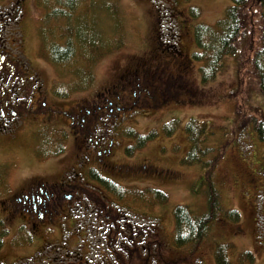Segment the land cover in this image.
I'll use <instances>...</instances> for the list:
<instances>
[{
    "label": "rangeland",
    "instance_id": "374dc122",
    "mask_svg": "<svg viewBox=\"0 0 264 264\" xmlns=\"http://www.w3.org/2000/svg\"><path fill=\"white\" fill-rule=\"evenodd\" d=\"M228 5L230 0H118L116 16L106 3L97 4L95 15L89 21L86 20L92 11L87 13L72 7L76 12L73 19H79L81 27L87 25L88 29H92L91 23L104 43L109 39L112 41V38L118 40L121 36L124 45L88 63L83 72L80 71V64L76 67L71 66L70 62L54 64L50 57L49 41L41 34L43 26L38 17L42 12L54 6L56 10L68 8L56 4L55 0H46L45 6L41 0L28 3L25 14L29 20H25V16L22 34L15 44L20 50L15 52L25 59L24 68L39 73L42 81L51 89L52 95L47 92L46 95L53 109L43 114L33 113L18 125L9 126L7 131H0V215L9 227H13L15 218L23 215L20 211L16 212L19 203L14 214L8 206L4 207L5 199L12 193L13 196L23 195L35 183L78 180V174L73 173L74 166L87 165L85 157L79 164L82 157L80 150L87 148L90 142L86 139L76 141L78 131L75 128L78 127L69 128L66 116L69 108L79 110L85 106L83 109L86 111L94 106H103L107 98L114 104H132L136 101L133 108L128 109L132 111L130 114L121 111L98 121V113L104 108H97V115H85L92 123L91 128L98 124L95 131L98 134L104 132L100 121L111 123L117 118L122 120L113 162L123 167L114 170L111 166H101V170L114 175L118 181L129 183L130 186H126L127 195L134 193L137 197L141 196V199L133 201L141 212L155 213L165 220L169 228H174V211L178 206H187L197 217L207 212L204 162L210 161L220 151L222 143L227 142L220 151L222 157L213 174L221 209L207 227L203 236L205 240L202 238L201 249L196 252L205 264H215L210 253L212 246L226 245V249H230L228 264L246 261L242 256L247 251L254 255L253 261L248 264H264V142L251 126L238 139L229 136L230 129L236 128L242 132L247 128L246 123L238 126L236 100L229 97L237 89L239 81L235 59L227 55L219 72L212 79L204 81L200 72L201 63L193 57L197 48L194 25L201 22L214 24L223 16ZM193 8L198 12L197 17L190 12ZM56 10L53 14H56ZM62 20V24L51 25L58 36L64 32L63 27L66 29L67 22ZM115 32H120V36L117 37ZM57 40L60 41V38ZM80 54L76 53V62L81 61ZM88 72L89 77L86 75ZM145 78L147 81L142 83ZM136 79L138 85L134 86ZM246 96L249 103L257 106L264 116V95L252 89ZM242 100L246 102V99ZM113 112L116 113L117 109ZM173 120H178L179 124L175 132L168 135L164 127ZM190 120L208 127L207 135H203L200 142L204 149L203 155H200L201 161L184 160L189 150L184 126ZM128 128L141 135L156 132V136L140 149L130 152L129 148L136 140L126 134ZM46 130L49 135L60 133L63 142L61 151H58L60 144L52 146L47 141ZM40 140L49 147L46 157L42 156ZM92 143L96 147V142ZM123 143L130 145L122 149ZM99 146L98 150L104 149V142L101 141ZM129 165L135 168H129ZM127 168L129 171L126 172ZM84 177L95 180L91 172L84 174ZM155 190L164 191L166 200L159 201L164 197H159ZM90 193L95 199L103 201L102 194L97 195L91 190ZM79 202L73 206L79 205ZM105 202H108L107 199ZM231 209L240 213L241 221L237 224L225 216ZM72 212L80 214L85 221L91 210L73 209ZM153 236L163 240L158 232H153ZM6 238L0 236V242H5ZM14 240L20 244L28 242L23 233H18ZM161 245L168 249L165 243ZM3 252L0 253V260L20 256L11 247Z\"/></svg>",
    "mask_w": 264,
    "mask_h": 264
},
{
    "label": "flooded vegetation",
    "instance_id": "af4514ba",
    "mask_svg": "<svg viewBox=\"0 0 264 264\" xmlns=\"http://www.w3.org/2000/svg\"><path fill=\"white\" fill-rule=\"evenodd\" d=\"M30 1L0 0V131H7L9 126L18 125L22 119L34 115L33 113L43 114L53 109L48 104L46 95V92L51 94V89L45 85L39 73L24 68L25 59H21L20 53L15 52L20 50L15 44L22 34L21 26L25 20H29L25 10ZM41 2L45 6L46 0ZM56 8L54 6L46 11L43 9L44 12L38 17L43 26V38L47 37V29L52 24H58L53 14ZM50 45L48 42V47ZM137 81H133L134 86L138 85ZM144 81L147 79H142V83ZM133 91L137 93L135 89ZM116 103L107 98L103 106H94L86 111L83 109L85 106L79 110L69 108V116L65 111L69 128L78 127L75 128L78 131L76 141L86 139L90 142L87 148H82V152L80 150L82 157L79 164L85 157L87 165L74 166L73 173L78 174V180L35 183L23 195L13 196L12 193L5 199V208L8 206L9 211L14 214L19 203L16 212L20 211L23 215L13 220V227H9L0 215V236H7L5 242H0V253L11 247L20 256L15 259L6 257L0 260V264H205L204 259L196 252L201 249L200 243L205 237L198 244L178 245L179 231L176 223L174 228H169L165 220L157 214L141 212V208L133 204L141 196L137 197L134 193L127 195L126 186H130L129 183L118 181L114 175L101 170V166H111L114 170L123 167L113 162L122 120L117 118L111 122L113 124L107 120L100 121L104 132L98 134L95 132L98 124L91 128L92 123L85 115H97V108H104L98 113V121L121 111H128L130 114L132 111L128 109H132L136 101L132 104ZM115 108L117 112L112 113ZM54 125L57 126L56 123ZM93 141L96 142V147L93 143L91 145ZM101 141L104 142V149L98 150ZM122 145V149H125L130 144ZM112 162L113 164H109ZM128 167L135 168L134 165ZM145 167L146 165L143 166ZM88 172L111 179L109 182L116 185V188L108 187L104 181L85 179L87 177L84 174ZM90 190L97 195L102 194L103 201L95 199ZM76 202L79 205L73 206ZM88 208L91 213L88 212L89 217L85 221L80 218V214L72 212L73 209L87 211ZM153 232H158L163 240L154 237ZM18 233H23L28 242H16L14 238ZM212 247L210 253L213 263L216 264V247Z\"/></svg>",
    "mask_w": 264,
    "mask_h": 264
},
{
    "label": "trees",
    "instance_id": "16d2710c",
    "mask_svg": "<svg viewBox=\"0 0 264 264\" xmlns=\"http://www.w3.org/2000/svg\"><path fill=\"white\" fill-rule=\"evenodd\" d=\"M55 2L58 5L62 4L68 9L56 10L57 25L63 23L62 19L67 22L66 29L64 27L63 29L61 28L64 30L61 36H58L52 27L47 29V40L51 43L49 47L50 57L54 64L60 65L70 62V65L75 67L80 64V71L85 72L87 65H89L88 63L94 62L106 52L119 50L124 46L120 32L119 34L115 32L117 37L120 36L118 40L114 41L115 38H112V41L109 39V41L104 43L101 35L95 33L90 22L92 29H88L87 25H82L81 27L80 20L73 19L75 10L72 7L83 9L87 13L92 11V14L88 15L86 20L89 21L90 17L95 15V5L103 3H106L110 7L108 9H112V12H110L116 16L118 0H55ZM190 12L192 16L197 17L198 12L195 8L191 9ZM193 32L197 46L193 52V57L201 63L200 72L204 81L212 79L219 72L227 55H231L236 61L239 81L237 89L231 92L229 97H233L236 100L237 111L235 118L239 121V124L237 123L238 126L246 123L247 128L242 132L237 131L236 128L234 130L230 129L229 136L238 139V136L240 138V135H243L251 126L259 139L264 142V116L260 114L257 106L249 103L248 98H246V94L252 89L260 91L264 95V0H230V5L226 7L220 19L214 24L197 23L194 25ZM58 37L60 41L57 40ZM74 44H76V47ZM77 52H81V61L79 62L74 60ZM86 75L89 77V72ZM92 78L93 76H91ZM242 99H246V102ZM178 124V120L168 122L164 127L166 133L170 135L175 132ZM126 130V134L136 140L133 147L129 148L130 152L134 151V149H140L147 141L156 136V132L141 135L134 129L128 128ZM45 132H47L46 135L48 136L46 138L47 141L52 146H55L56 143L60 144L58 151H61L63 142L60 133L49 135L47 130ZM184 132L189 141V150L186 158H184L185 162L201 161L200 155H203L204 149L201 148L200 142L203 135H207L208 127L195 120H190L185 124ZM226 144L227 142L222 143L220 151L223 150V145ZM40 145L42 156L46 157L49 147L42 140H40ZM220 151L210 161L204 162L208 198L207 212L197 217L191 213L187 206H178L174 211L176 229L179 231L177 236L178 245L200 243L206 234L207 227L213 223L215 216L218 215L221 209L219 194L213 182L214 171L222 157V152ZM91 175L93 179L104 181V184L108 187L116 188V185L109 182L111 179L95 173ZM155 192H157L159 197H164L163 199L157 198L159 201L166 200L164 191L155 190ZM225 214L235 224L241 221L240 213L236 209H231ZM182 231H184V235H182ZM226 248V245H217L215 248L214 257L217 264L229 263L228 254L230 249ZM242 257L246 261H240V263L248 264L253 261L254 255L252 252L247 251L244 252Z\"/></svg>",
    "mask_w": 264,
    "mask_h": 264
}]
</instances>
